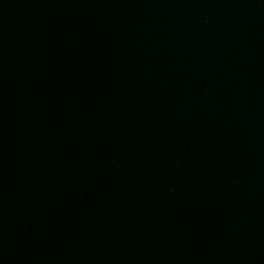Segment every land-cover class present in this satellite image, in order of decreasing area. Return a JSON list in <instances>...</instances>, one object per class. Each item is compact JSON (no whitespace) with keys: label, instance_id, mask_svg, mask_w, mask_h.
<instances>
[{"label":"water","instance_id":"1","mask_svg":"<svg viewBox=\"0 0 264 264\" xmlns=\"http://www.w3.org/2000/svg\"><path fill=\"white\" fill-rule=\"evenodd\" d=\"M0 264H264V0H0Z\"/></svg>","mask_w":264,"mask_h":264}]
</instances>
